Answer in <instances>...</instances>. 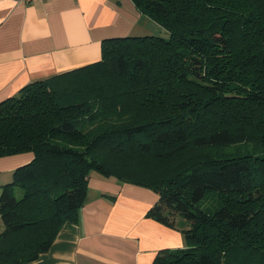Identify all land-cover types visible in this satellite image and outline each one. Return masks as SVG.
<instances>
[{"label":"trees","instance_id":"trees-1","mask_svg":"<svg viewBox=\"0 0 264 264\" xmlns=\"http://www.w3.org/2000/svg\"><path fill=\"white\" fill-rule=\"evenodd\" d=\"M131 1L168 37L104 39L0 102V158L33 155L2 188L0 264L49 250L92 171L158 196L146 217L185 247L151 264H264V0Z\"/></svg>","mask_w":264,"mask_h":264},{"label":"crops","instance_id":"crops-1","mask_svg":"<svg viewBox=\"0 0 264 264\" xmlns=\"http://www.w3.org/2000/svg\"><path fill=\"white\" fill-rule=\"evenodd\" d=\"M158 26L131 0H0V102L99 61L104 39L152 35ZM32 159L0 158V196L15 169ZM157 199L147 188L92 171L77 221L65 222L49 250L27 264H151L159 250L184 248L178 230L146 217Z\"/></svg>","mask_w":264,"mask_h":264},{"label":"rangeland","instance_id":"rangeland-1","mask_svg":"<svg viewBox=\"0 0 264 264\" xmlns=\"http://www.w3.org/2000/svg\"><path fill=\"white\" fill-rule=\"evenodd\" d=\"M158 27H159L158 30L153 31L152 35L167 38L168 33L162 27H160V26H158ZM114 38H118V37H114ZM224 153H226V154H233L234 153V155L235 154H244V153L260 154L259 148H254L253 145H251V144L241 145V146H231V147L224 149ZM205 204H207V201L205 202Z\"/></svg>","mask_w":264,"mask_h":264},{"label":"built area","instance_id":"built-area-1","mask_svg":"<svg viewBox=\"0 0 264 264\" xmlns=\"http://www.w3.org/2000/svg\"><path fill=\"white\" fill-rule=\"evenodd\" d=\"M17 3H24V4H29L31 3L33 0H14Z\"/></svg>","mask_w":264,"mask_h":264}]
</instances>
